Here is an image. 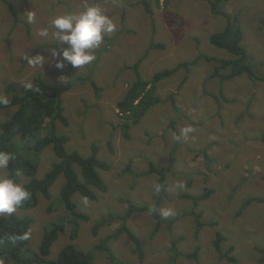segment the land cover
<instances>
[{
    "label": "rangeland",
    "instance_id": "1",
    "mask_svg": "<svg viewBox=\"0 0 264 264\" xmlns=\"http://www.w3.org/2000/svg\"><path fill=\"white\" fill-rule=\"evenodd\" d=\"M140 1L0 0V96L7 97L5 88L9 84L32 83L38 74L46 83L66 86L74 78L89 76L98 62L93 79L102 90L97 91L89 81L70 87L65 92L69 125L66 128L59 125V132L70 137L66 147L70 150L80 147L85 157L90 154L89 147L98 144L99 157L111 165L107 172L100 170L109 186L107 193H99L97 201L78 195L74 198L79 201L81 211L90 216L89 221L81 223L76 241L79 249L90 250L118 227L115 223L102 228L97 236L92 233L93 225L101 217L125 213L126 199L137 205H152L160 193L155 190L160 178L147 172L150 168H160L168 170L167 196L162 200L160 212L171 208L174 214L168 218L180 217L173 226L172 237L181 236L180 251L191 255H184L179 264H264L259 250L264 247V82L252 81L246 75L232 81L206 80L215 63L201 58V54L230 57L209 42V36L221 31L227 20L215 16L207 2L149 0L153 9L149 15ZM90 5L100 7L111 17L116 30L105 35L103 43L94 49L96 60L91 64L79 69L65 61L64 67L58 68V61L49 59L48 49L55 48L62 59L68 45L57 44L52 37L53 19L63 14H78ZM223 8L232 20L238 16L254 70L264 76V0H226ZM29 12L34 14L31 23L27 19ZM45 28L49 36H40L38 33ZM152 44L163 46L148 52ZM30 55H43L48 62L43 66L29 65L25 57ZM141 60L139 70L146 79L183 62L196 63L188 70L180 68L160 82L161 103L138 126L128 127L130 139H126L119 125L116 103L135 77L127 66ZM15 109L0 111V123ZM189 125L195 131L185 138L181 129ZM112 126H118L114 135H111ZM205 151L211 157L216 156L213 163L204 155ZM53 160L51 150H46L39 166V178ZM7 175V169H0V176ZM62 181L60 178L51 188L54 211L47 212L51 204L39 197L37 206L28 212L35 219L30 241L33 251L38 250L47 225L68 218L59 194ZM209 191V197L196 204L185 196H200ZM252 198L260 200L247 204ZM191 213H200L199 222ZM6 218L0 216V220ZM155 221L149 213H136L130 220V228L142 240L148 264L166 262L172 241L164 226L151 236ZM218 230L225 237L221 251L214 243ZM70 232L69 225L59 234L50 259L57 258L69 242ZM231 245L235 248L233 253L224 251ZM112 247L125 264H141L128 237L123 236ZM198 249L200 255L194 258L192 254ZM232 257L235 263L230 261ZM113 261L119 264L118 259ZM94 264L112 263L104 254H98Z\"/></svg>",
    "mask_w": 264,
    "mask_h": 264
},
{
    "label": "trees",
    "instance_id": "2",
    "mask_svg": "<svg viewBox=\"0 0 264 264\" xmlns=\"http://www.w3.org/2000/svg\"><path fill=\"white\" fill-rule=\"evenodd\" d=\"M6 1V0H4ZM207 2L215 16H223L227 22L225 27L218 32L209 36V42L217 49L224 50L230 57H211L201 54L208 62L215 63L213 72L209 78H219L221 81H232L236 77L246 75L252 81L264 82V76L258 75L254 70L253 58L243 43L244 30L240 24L238 16L232 20L230 13L224 10L223 5L226 0H194ZM3 2V1H2ZM149 15L153 14V9L149 0L140 1ZM163 45L152 44L148 52L153 48L162 47ZM103 49H101L102 51ZM101 51H98L100 53ZM147 54V53H146ZM145 56V58H147ZM144 58V59H145ZM143 59V60H144ZM143 60L127 66L128 69L135 73L134 79L128 84L127 91L122 99L116 103L117 115L120 118L121 128L124 137L130 139V129L128 127L138 126L147 116L150 110L161 103L159 94V84L162 80L173 76L180 68L188 70L195 62H183L176 67L166 69L156 73L153 78L146 79L140 73V65ZM98 62L92 68V72L87 77L74 78L66 86L46 83L43 77L38 74L32 82L33 88L29 89L27 84L20 86L11 83L6 88V95L10 103L0 105V111L16 108L9 118L0 123V151L14 154V159L7 168V177L15 178L31 194L20 208L18 213L0 220V264H94L98 254H104L110 263L113 259L119 261V264H125L117 258L113 252L112 245L123 236L128 237L135 245L138 253V260L141 264H148L145 261V248L141 238L130 228V220L136 213L152 214L155 227L151 236L158 233L164 226L168 235L172 238L169 252V258L161 264H179V260L185 255L179 248L182 237L173 238V226L180 219L179 216L165 218L160 214L161 203L167 196V169L154 168L147 173H155L159 176V186L161 187L159 196L152 205H137L131 199H126L128 210L123 214L108 213L101 217L93 225L92 233L97 236L104 227L118 223L109 234H106L90 250L79 249L76 241L79 235V229L82 222L89 221L90 216L81 211L79 201H75L76 195L88 201H97L99 193H107L109 186L102 177L100 170L107 172L111 165L99 157L101 147L98 144L89 147L90 154L83 156L79 151L80 147H72L76 150H70L67 146L70 137L59 132V125L67 127L69 118L66 114V96L65 92L76 83L89 81L97 91L102 89L98 87L97 82L93 79V70ZM173 97V95H172ZM171 97V98H172ZM112 126V134L115 130ZM264 141V137L262 138ZM112 137L108 140L111 146ZM96 143V142H95ZM112 152L114 150L110 147ZM50 149L53 153L54 160L50 168L39 178V166L45 151ZM175 149H177L175 147ZM210 163L215 161L216 156L208 155ZM171 164L174 158L171 157ZM60 178L63 179L60 185V198L62 205L68 212V218H63L57 224L46 226L44 236L42 235L40 245L37 251L30 247L31 227L35 219L28 212L33 210L40 198L51 204L47 212L54 211V202L52 201L51 188ZM210 192L200 196H185L198 203L206 200ZM259 201L258 198L248 199L247 204L253 201ZM264 201V200H263ZM246 204V206H247ZM59 211L58 208H56ZM155 209V211H151ZM196 215L199 222L200 213ZM64 217V216H63ZM71 226L69 242L59 251L57 258L50 259L51 249L58 240L59 234L64 232L68 226ZM27 236L25 239L24 237ZM225 241L223 232L218 230L216 233L215 247L223 250L222 244ZM234 246H229L226 252L233 253ZM263 253L261 263L264 262V247L259 249ZM199 249L192 254L198 258ZM191 255H185L190 257ZM221 259V258H220ZM222 260V259H221ZM236 261L235 257L230 259ZM235 263V262H234Z\"/></svg>",
    "mask_w": 264,
    "mask_h": 264
},
{
    "label": "clouds",
    "instance_id": "3",
    "mask_svg": "<svg viewBox=\"0 0 264 264\" xmlns=\"http://www.w3.org/2000/svg\"><path fill=\"white\" fill-rule=\"evenodd\" d=\"M28 22L34 20L32 12L27 13ZM54 32L52 37L57 44L66 43L68 47L62 53L55 48H49V59L58 61L57 67L63 68L64 62H68L72 67L81 69L96 60L94 49L98 48L104 41L105 35L111 34L116 30V24L113 19L105 15L100 7L95 5L86 6L85 10L78 14H63L55 17L52 21ZM40 36H49L47 28L40 30ZM29 65L43 66L47 59L43 55L25 57ZM63 79V77H62ZM29 89L33 88L32 83H28ZM10 103L6 96H0V105H8ZM195 129L189 125L181 129V134L187 138L188 134L194 132ZM179 139V137H177ZM14 154L10 152L0 151V169H7L14 159ZM156 191H160L159 185L155 186ZM30 192L15 178L0 176V216H11L18 208H20L28 199ZM151 211H155L152 209ZM160 214L167 218L173 215L171 208L162 209ZM25 239L27 236L24 237Z\"/></svg>",
    "mask_w": 264,
    "mask_h": 264
}]
</instances>
